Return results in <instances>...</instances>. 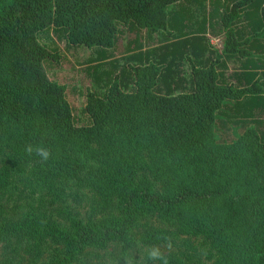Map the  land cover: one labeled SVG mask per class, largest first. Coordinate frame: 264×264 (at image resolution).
I'll return each instance as SVG.
<instances>
[{"label":"trees","instance_id":"trees-1","mask_svg":"<svg viewBox=\"0 0 264 264\" xmlns=\"http://www.w3.org/2000/svg\"><path fill=\"white\" fill-rule=\"evenodd\" d=\"M183 1L0 0V125L5 130L0 142L15 149L8 158L4 176H0L1 190L14 193L15 182H27L30 189L28 204L34 206L43 199L39 186L52 187L57 178L66 175L78 182L75 197L78 201L89 192L109 198L118 194L121 200L117 211L124 217L123 221L112 224L104 220L106 217L98 219L101 214L95 210L86 223L74 219L72 230L63 232L67 245L64 253L55 254L46 261L31 258L28 264H75L78 255L87 247L106 246L116 238L130 239L140 214L138 204L178 214L189 225V232L212 233L223 247L225 243L235 242L239 252L243 253L241 257L240 253L235 257L238 264H264V230L255 226L251 211L240 205L244 198L250 202L252 196L225 197L223 191H218L224 185L216 181V177L225 175L226 167L236 161L239 170L243 168L241 174L252 170L263 174L264 143L258 133L247 134L234 146L241 148L245 143L252 151L249 157L225 154L224 160L230 166H222L219 170L212 166L210 172L209 165L219 163L207 139L211 124L207 127L199 125L206 117L211 123L214 111L227 99L240 102L248 97L247 116L264 111V80L261 79L264 78V0H210L209 16H214L217 11L226 31L224 59L218 53L216 58L211 57L213 51L205 44L204 35L180 33L186 38L144 52L149 58L152 53L161 51V58L159 62L132 67L135 88L131 91L122 87L120 74L124 72L121 71L108 84L105 97L89 91L86 109L92 122L87 125L75 123L67 98V85L52 80L44 67L45 60L50 57L59 60L58 55L38 38L44 29L63 30L70 44L97 46L102 53L115 46L120 23L150 33L169 30V6ZM221 7L223 12L219 11ZM185 9L182 5L174 12L175 28L186 27L183 21L191 11L189 9L186 14ZM246 16H257V28L243 38L237 35L238 29L233 23ZM168 45L172 51L166 53L164 49ZM168 56L171 60L166 61ZM177 57L190 60L196 94L179 91L183 78L176 79L175 76L179 70L173 67V60ZM244 58L238 73L246 79L243 87L228 86L223 79L217 81L216 67L221 59L226 67L227 60ZM160 81L166 92L154 91ZM197 98L209 101L205 105L197 104ZM102 140L110 142L111 154L117 156L124 155L123 150L135 155L147 150L160 154L165 161H173L177 166L169 167L163 179L167 191L157 193L147 183L136 189L127 177H120L121 180L105 175L100 177L97 167H106L97 162L88 163V155L92 152L106 159L109 154L103 155L94 148L93 151L87 145L102 143ZM28 145L50 149L51 158L47 163H41L35 153L29 155L26 152ZM208 171L209 186L207 179L204 180ZM208 187L213 188L211 194ZM251 195H256L258 210L261 218L264 217V182L259 189L251 191ZM111 201L106 199L105 204L108 206ZM192 204L198 209H188ZM37 214L35 210L31 218L15 230L29 226L32 236H35L34 231L41 232ZM30 220L32 224L25 225ZM260 225L264 226V219ZM130 241L136 243L134 239ZM15 260L0 259V264H16ZM218 262L228 261L223 257L218 258Z\"/></svg>","mask_w":264,"mask_h":264},{"label":"rangeland","instance_id":"rangeland-1","mask_svg":"<svg viewBox=\"0 0 264 264\" xmlns=\"http://www.w3.org/2000/svg\"><path fill=\"white\" fill-rule=\"evenodd\" d=\"M256 4H260V2ZM182 5L187 8L184 10L186 14H189V9L191 13L183 21L186 27L180 29L179 27H174V12ZM222 10L223 8L221 7L219 11L223 12ZM169 11V30L159 31L153 37L152 35L146 36V33H140L135 30H130L128 35H125L128 30L127 26L120 23L121 34L118 38L120 41L123 39L125 41L129 40L131 49L130 51H121L122 57L116 59L103 57L104 53H101V48L97 46L88 47L83 44H70L63 30H56L54 27H50L39 32L38 38L41 43L58 55L59 60L51 57L45 60L44 67L52 80L67 85V98L72 105L76 124L87 125L92 122L91 116L86 109L87 93L94 91L98 96L105 97L107 86L114 78L116 71L124 72L120 74V81L125 90L131 91L135 88L134 77L131 75L132 64H145L146 59L135 61L129 58L131 57L129 55L132 54L128 53L139 51V49H143V46H147L149 51L154 48V44L160 41V45L172 43L177 39L186 38L180 36V33L181 35L189 33V35H204L206 38L205 44L213 51L211 57L216 58L217 53L224 54L225 46L221 49L212 43L213 37L222 34L226 40V31L223 30L221 15L217 11L214 16H209L211 11L210 0H184L181 3L171 4ZM256 18L257 16H252L251 18L246 16L243 20L233 23V26L238 29L237 35H241L244 38L251 34L256 26ZM203 20H205V23H203ZM203 26L204 30H201ZM221 31L222 33H219ZM133 44H141V48L136 47L133 50ZM119 47L117 50L120 49ZM164 50L166 53L172 51L169 45ZM171 53L169 52L170 55H172ZM169 56L166 61L171 60ZM224 57L225 55L222 56V59ZM160 58L161 51H158L152 53L147 60L159 62ZM222 59L221 63L216 67L217 81L221 82V79H223L228 86L243 87L246 79L242 74L238 75V73L241 61L246 59H239L238 61L227 60L226 67L223 66ZM189 61L187 59L180 60L178 57L174 58L173 67L179 70L177 75H175L176 79L183 78L179 83V91L196 94V83L193 81L192 66ZM262 77L261 79L264 80ZM223 88L226 89L227 87ZM165 89L163 84L161 87L160 81L154 91L163 93L166 92ZM197 99H199L197 104L205 105L209 101L203 98ZM247 101L248 97H244L240 102L235 99H227L223 102L220 109L214 111L211 123L208 117L200 120V126L207 127L208 124H211L207 139L212 145L217 161H219L218 165L215 163L209 165L208 169H210V172L212 171V166L219 170L220 167L229 165L224 160L225 154L249 157L252 151L249 150L245 143L241 145V148L234 146L247 134L258 133L261 137V142L264 143V111H257L254 115L247 116L245 114L248 111L246 107ZM197 113H200V111H197ZM4 135V127L0 125V137ZM106 141H109V139H106ZM106 141L103 142L102 140L100 141L102 143H88L87 145L93 151L95 149L103 155L109 154L106 159L99 158V156L86 150V153H89L88 163L97 162L99 165L106 167L105 169L97 167V173H99L100 177L105 175L106 177L119 178V180H121L120 177H127L136 189L140 188L143 183H147L148 187H151L157 193L161 194L167 191V186H165L163 179L167 174L165 172L170 169L169 167L175 168L177 166L173 161H165L160 154L147 150H143V153L137 155L134 152L123 150L125 154L117 156L111 154L113 151L108 147L110 142L107 143ZM11 148L0 142V176H4L3 171L9 165L8 158L15 150ZM262 162L264 163V160ZM236 163L237 161L231 166L229 165L230 167H226L225 175L220 176V178L219 176L216 177V181L220 185H224L218 191H223L226 194L224 195L225 197L232 195L239 197L246 194H249V197L252 196L250 202H247L248 198H244L240 205L251 211L250 216H254L255 226L260 230H264V226L260 225V221L264 217L261 218L260 210H258L259 202L256 195H251V191L262 186L264 173L260 174L252 170L241 174L243 168L239 170ZM134 171L135 174L133 175ZM208 177L209 171L207 176L204 177V180L207 179L208 181L207 186L211 183V178ZM15 183L16 191L14 193H4L1 190L2 182H0V259L11 258L16 259V264H28L31 258L46 261L55 254L64 253L67 245L63 232L72 230L74 219L86 223L95 210L102 216H97L98 219L106 217L104 220L112 224L124 220V217L122 218V215L118 214L117 211L118 207L120 208L121 200L118 194L109 198L108 196L93 195L92 192L87 191L89 192L88 195L78 201L75 198L78 182L76 179L70 178V176L65 175L60 179L57 178L52 187L39 186L38 189L41 195L43 194V199L35 203L34 206L28 204V195H30L28 183L21 181ZM204 184H207L206 181ZM202 189L205 190L206 186L203 185ZM208 189L209 194H211L213 188L208 187ZM116 190L119 189L116 188ZM106 199H112L108 206L105 204ZM262 204L264 206V201ZM137 209L140 214L132 234L129 236L130 239L116 238L109 241L106 246L87 247L78 255V261L75 264H153L147 255L149 248L153 246L161 248L164 255L167 256L169 264H198V262L200 264H238L234 260L240 252L239 245H235V242L233 244L225 243L223 247L219 240L214 235H211L212 233L197 234L189 232V225L187 226V223H184L178 214L161 212L157 208L154 209L142 204H138ZM188 209L195 211L198 206L192 204ZM35 210H37V215L41 222V232L36 233L34 231L35 236H32L29 226L15 230V227H19L28 218H31ZM30 224H32L31 220L25 225ZM53 224L55 225L54 227L51 226ZM7 228L9 230H6ZM131 239H134L136 243L131 242ZM169 240L172 243L170 250L166 247ZM242 255L243 253L241 252L240 257ZM223 257L228 262H218V258ZM155 264H159V261L155 262Z\"/></svg>","mask_w":264,"mask_h":264},{"label":"crops","instance_id":"crops-1","mask_svg":"<svg viewBox=\"0 0 264 264\" xmlns=\"http://www.w3.org/2000/svg\"><path fill=\"white\" fill-rule=\"evenodd\" d=\"M119 28H120V31H119V36H120V34H121V25H119ZM128 30H127V32H126V34L125 35H128V33L130 32V30L131 31H133V30H135V31H139L140 33H142V32H144V33H146V36H149V35H152V37L154 36V35H156L158 32H156V33H149V31H147L146 29H141V30H138L136 27H132V29H130L128 26L126 27ZM257 27L255 26V28H254V30L256 29ZM161 32V31H160ZM118 36V37H119ZM121 42H122V44H121ZM134 42V41H133ZM161 44V41L159 42V43H157V44H154V47H157V46H159ZM120 46V47H119ZM125 46V47H124ZM118 47L120 48L119 50H117L118 49ZM121 47H122V49H121ZM132 49L134 50L136 47L137 48H141V44L139 45H132ZM148 47L147 46H143V49L141 48V49H139V51H134L133 53H128V54H132V55H129V56H131V57H129V58H131V59H134L135 61H143V58H145L146 59V62H145V64L146 63H148V62H150V61H152V60H147V55L144 53V52H146V51H148V49H147ZM130 41L129 40H127V41H125L124 39L122 40V41H120L119 40V38H118V40H117V42H116V44H115V46L114 47H112V48H109V49H106V51H103V53H104V55H103V57H109V58H118V57H122V53H121V51H130ZM143 50H146V51H143ZM126 53V54H127ZM143 53V54H142ZM116 54V55H115ZM102 57V58H103ZM138 64H140V63H138ZM115 65H116V62H115ZM133 65V67L134 66H136V65H134V64H132ZM132 71V70H131ZM119 72L118 71H116V73H115V75L116 74H118ZM135 77V76H134ZM135 80V79H134ZM133 80V81H134ZM135 82V81H134ZM134 85H135V83H134Z\"/></svg>","mask_w":264,"mask_h":264},{"label":"clouds","instance_id":"clouds-1","mask_svg":"<svg viewBox=\"0 0 264 264\" xmlns=\"http://www.w3.org/2000/svg\"><path fill=\"white\" fill-rule=\"evenodd\" d=\"M26 152L29 155L35 153V155L40 158L41 163H47L52 156L51 150L42 146L33 147L32 145H28L26 147ZM166 247L169 250L172 248V243L170 240L167 243ZM147 255L148 259L151 260L153 264H155V262L157 261H159V264H169L167 256L164 255L161 248L159 247L153 246L149 248Z\"/></svg>","mask_w":264,"mask_h":264},{"label":"built area","instance_id":"built-area-1","mask_svg":"<svg viewBox=\"0 0 264 264\" xmlns=\"http://www.w3.org/2000/svg\"><path fill=\"white\" fill-rule=\"evenodd\" d=\"M225 36L222 34V35H218L217 37H213L212 38V43L217 45L218 48H224L225 46Z\"/></svg>","mask_w":264,"mask_h":264}]
</instances>
